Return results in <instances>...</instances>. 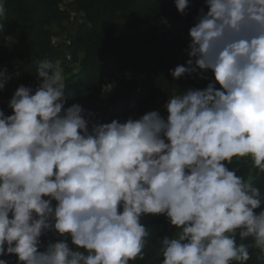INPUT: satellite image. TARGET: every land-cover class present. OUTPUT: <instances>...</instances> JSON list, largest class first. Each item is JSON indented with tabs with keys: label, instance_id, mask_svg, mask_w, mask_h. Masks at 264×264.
Segmentation results:
<instances>
[{
	"label": "clouds",
	"instance_id": "clouds-1",
	"mask_svg": "<svg viewBox=\"0 0 264 264\" xmlns=\"http://www.w3.org/2000/svg\"><path fill=\"white\" fill-rule=\"evenodd\" d=\"M174 2L181 15L192 7ZM205 6L188 67L170 72L208 84L168 99L166 117L100 123L66 107L59 60L38 62L35 89L17 87L12 114L0 109V264H130L144 259L143 217L161 215L175 229L161 264H248L252 249L264 259V193L230 167L247 159L264 174V0ZM9 79L0 70V91Z\"/></svg>",
	"mask_w": 264,
	"mask_h": 264
},
{
	"label": "trees",
	"instance_id": "trees-1",
	"mask_svg": "<svg viewBox=\"0 0 264 264\" xmlns=\"http://www.w3.org/2000/svg\"><path fill=\"white\" fill-rule=\"evenodd\" d=\"M65 2L5 0V17L0 19V66L12 69L19 66L17 71L8 73L10 79L5 90L0 91V109L6 115L12 114L8 102L20 84L33 89L38 86V62L60 59L62 48L54 38L63 34L72 13L80 15V19L68 37L66 49L79 69L65 68L64 58L66 107L85 102L95 117L97 112H102L106 122L124 121L148 111L161 113L163 105L173 96L185 93L190 87L207 86L208 81L195 74L173 78L170 72L178 65L188 67L189 29L194 26L199 9L205 7L207 11L205 0H190L192 7L187 15L178 12L174 0H69L62 9ZM9 37L12 42L7 43ZM119 69L130 70L129 85L133 88L126 89L128 82L123 87V82L118 83L121 80L117 79L115 95L106 99L103 94L106 79L117 77L114 72ZM94 108L98 111L93 112ZM230 167H238L245 179L254 176L264 193V174H257L258 170L243 161ZM142 222L150 231L144 259L137 258L130 264H161L160 240L175 229L163 215L146 216ZM251 252L248 264H264V259L258 258L259 250Z\"/></svg>",
	"mask_w": 264,
	"mask_h": 264
},
{
	"label": "rangeland",
	"instance_id": "rangeland-1",
	"mask_svg": "<svg viewBox=\"0 0 264 264\" xmlns=\"http://www.w3.org/2000/svg\"><path fill=\"white\" fill-rule=\"evenodd\" d=\"M67 1H69V0H66V2L65 3H63L62 4V9H65L67 6H68V2ZM80 19V15H78V14H76V13H72L71 14V17H70V19H69V22H66L65 23V27H64V31H63V34H60V32L57 30V29H55V32L56 33H58L59 32V34L60 35H57L54 39H56L55 40V42H56V45H61V48H62V53H61V56H60V59H59V61L61 62V66H62V64L63 63H65L66 65H65V68H68V69H74V70H78L79 68H78V66L77 65H73V61H72V59H68L67 58V56L69 55L68 54V52H67V47H68V41L70 40V39H68V37L70 38V34H73V31L75 30V28H76V26H77V22H78V20ZM64 58H65V62H64ZM63 68V67H62ZM7 69H9V70H11L12 68H10V67H7ZM64 70V69H63ZM109 72V71H108ZM129 72H130V70H127V71H122V70H117V71H115L114 72V76H117V77H115V78H113V79H106V80H108L107 81V84H106V86H105V92L103 93L104 94V96L105 97H107L106 99H108L109 97H111V96H113V95H115V91H114V88H115V86H116V80L117 79H119V80H121V81H119L118 83H122L123 82V87H124V83L127 81L128 82V84L127 85H125L126 86V89H128L129 88V90H131V88H133V85H129V83L131 82L130 81V75H129ZM65 75V74H64ZM64 78L65 79H67L65 76H64ZM108 83H110L111 84V87H107L108 86ZM129 85V86H128ZM118 87H119V85H118ZM118 97H120V96H118ZM105 99V100H106ZM85 102H81L80 103V105H82L83 106V108L86 110V112L87 111H91L92 110V108L91 107H89L88 105H86V104H84ZM96 110H97V108H94V110H93V112H96ZM98 111V110H97ZM161 114L164 116V115H166L167 114V110H166V108H165V104L163 105V107L161 108ZM96 118L97 117H95V120H96ZM97 122H98V119H97ZM104 122H106L105 120H104V114H103V120H102V122H100V123H104ZM245 162L246 164H249V165H252L251 164V161L250 160H247V159H245V160H241V162Z\"/></svg>",
	"mask_w": 264,
	"mask_h": 264
},
{
	"label": "built area",
	"instance_id": "built-area-1",
	"mask_svg": "<svg viewBox=\"0 0 264 264\" xmlns=\"http://www.w3.org/2000/svg\"><path fill=\"white\" fill-rule=\"evenodd\" d=\"M67 58H68V59H71V55H68ZM3 69H7V67L0 66V70H3ZM18 69H19V66L14 65V66H13V69H11V70L7 69V73L15 72V71H17ZM14 70H15V71H14ZM107 87H111V84L108 83V86H107ZM96 117H97V119H98V122H102V120H103V114H102V112H97V113H96Z\"/></svg>",
	"mask_w": 264,
	"mask_h": 264
}]
</instances>
